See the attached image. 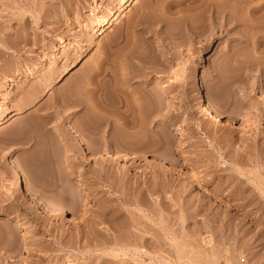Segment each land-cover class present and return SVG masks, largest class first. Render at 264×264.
<instances>
[{
    "label": "rangeland",
    "instance_id": "374dc122",
    "mask_svg": "<svg viewBox=\"0 0 264 264\" xmlns=\"http://www.w3.org/2000/svg\"><path fill=\"white\" fill-rule=\"evenodd\" d=\"M125 1L0 0V264H264V0Z\"/></svg>",
    "mask_w": 264,
    "mask_h": 264
},
{
    "label": "bare ground",
    "instance_id": "6f19581e",
    "mask_svg": "<svg viewBox=\"0 0 264 264\" xmlns=\"http://www.w3.org/2000/svg\"><path fill=\"white\" fill-rule=\"evenodd\" d=\"M135 2H136V0H126L125 3H124V5H123L124 6L123 9L120 10V12L117 15H114V16H112L109 19H104L100 23V28L101 29L102 28L103 29H106L110 25H113L114 23H120L127 16L129 8L131 6H133ZM255 10H256V8H255ZM95 37H96V35H95ZM250 42H251V40H250ZM14 87H15V83L13 81V83L11 85V88H14ZM59 100H61V99H59ZM59 100H57V101H59ZM63 101H60L59 102L61 104V105L59 104L60 106H62V105H74V106L78 107L81 104V102L80 101H77V100L76 101L71 100L70 101L71 103L70 102H67V101H65V102H63ZM201 101H202V104H203V110H204V112L209 117H211L215 122L222 123V120H224L225 117L222 115V113L219 111V109L216 108L210 102L206 101L205 97L202 94H201ZM38 103H39V101L37 99H34L33 100V103L30 104V105H28L27 108H30L31 106H34L35 104H38ZM129 107H131V106H129ZM138 107H139V105H138ZM137 108H135L134 111H131V113H132L131 116H129V115L127 116V115H124L123 114V117L122 118H123V121H125V125H127V127L129 126V127L133 128V129H135V127L137 128V126L139 127L143 123L144 120H143L142 117H143V113L144 112L143 111H141V112L138 111L140 107L138 109ZM263 111H264V106H263ZM22 112H23L22 109H15V110H11V111L3 114L2 116H0V128H1V126H3V124H5L9 120L13 119L17 115L21 114ZM72 131L70 133L73 136L75 134V137L78 138L79 136L77 135V133H74ZM150 132L152 133V131H150ZM115 136L112 135V138H111L112 141H113V143L111 141V145L110 144H107V145H108V147H112L115 152H122L123 151V144H121L122 141L119 142L118 140H116L117 138H115ZM80 140H81V138H80ZM83 141H81V142H83ZM11 166H12V169L14 171V176H15L16 181H17V184H18L17 189H18L21 197L24 198V199H26V200H28V201H30L31 203H34L35 205H37V207H39L41 209V211L43 212V214L45 216H47V217H54L58 213L59 208L57 209L56 206L53 207L54 205H52V207H50L49 205H46L45 203L41 202V200L36 199L34 197V195L32 194L33 193L32 192V189H31V187H30V185L28 183V180L26 179L27 176H25V172L23 171V169L14 160L11 161ZM60 211H63V209L62 210L60 209ZM62 213H64V211Z\"/></svg>",
    "mask_w": 264,
    "mask_h": 264
}]
</instances>
